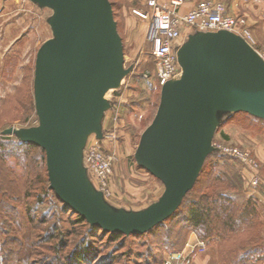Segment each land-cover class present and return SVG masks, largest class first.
<instances>
[{
	"label": "water",
	"instance_id": "water-1",
	"mask_svg": "<svg viewBox=\"0 0 264 264\" xmlns=\"http://www.w3.org/2000/svg\"><path fill=\"white\" fill-rule=\"evenodd\" d=\"M49 9L52 37L39 49L33 94L38 125L10 127L3 136L46 154L49 189L91 226L106 233L142 235L168 220L193 190L214 139L233 116L264 120V58L227 30L196 31L176 48L181 74L162 85L153 122L135 153L139 167L164 185L161 197L141 210L112 204L89 175L85 153L92 136L102 143L107 99L122 88L123 40L110 0H29Z\"/></svg>",
	"mask_w": 264,
	"mask_h": 264
},
{
	"label": "rangeland",
	"instance_id": "rangeland-1",
	"mask_svg": "<svg viewBox=\"0 0 264 264\" xmlns=\"http://www.w3.org/2000/svg\"><path fill=\"white\" fill-rule=\"evenodd\" d=\"M110 2L123 40L125 66L133 70L120 90L107 94L112 109L104 121L105 139L100 147L113 158L108 185L103 187L92 179L112 204L141 210L164 192V185L135 160L141 136L156 116L162 84L147 38L148 25L140 18L147 0ZM51 14L29 0H0V264H165L166 259L188 249V244L200 241L206 247L195 249L192 264H221L218 240H203L186 224L171 232L172 223L165 222L154 233L118 241L92 231L49 190L45 152L39 147H20L14 136L2 135L10 127L38 125L33 94L35 62L40 47L52 37L47 24ZM237 17L245 20L251 45L264 56V26L252 29L246 17ZM96 140L91 137V143ZM214 143L248 152L259 163L264 178L259 153L264 151V121L244 113L235 115L219 128ZM205 172L197 191L222 176L226 184H216V190L244 204L245 193L258 189L241 165L227 155L210 156ZM196 192L189 198H195Z\"/></svg>",
	"mask_w": 264,
	"mask_h": 264
},
{
	"label": "built area",
	"instance_id": "built-area-1",
	"mask_svg": "<svg viewBox=\"0 0 264 264\" xmlns=\"http://www.w3.org/2000/svg\"><path fill=\"white\" fill-rule=\"evenodd\" d=\"M185 3V0H168L166 3L147 0L145 9L140 12V18L148 25L147 38L153 46L152 56L157 65V78L162 85L181 74L175 50L182 45L188 35L196 31L227 30L242 36L249 44L253 41L252 36L244 29L245 20L229 14L223 3L203 1L188 12L183 10ZM214 146L219 149L218 154L227 155L241 165L254 188L264 187L259 163L248 152L215 143ZM85 158L91 179L95 177L103 187H106L112 174L113 158L103 153L98 140L94 144L91 143V139ZM94 184L99 189L95 182ZM187 247L189 248L184 252L166 259L165 264H192L195 249L204 250L206 243L200 241L193 246L188 244Z\"/></svg>",
	"mask_w": 264,
	"mask_h": 264
},
{
	"label": "trees",
	"instance_id": "trees-1",
	"mask_svg": "<svg viewBox=\"0 0 264 264\" xmlns=\"http://www.w3.org/2000/svg\"><path fill=\"white\" fill-rule=\"evenodd\" d=\"M15 141L20 147H37L20 142L16 138ZM205 173L204 165L193 190L184 198L177 212L165 221L167 223H172V227L169 228V231L173 232L172 230L177 226L186 224L187 228L196 232L201 239L206 241L212 238L218 240L220 243L218 255L221 264H259L262 261L263 255V249L260 246L261 236L259 232L261 222L257 215L254 202L250 199H246L244 204H239L232 197H227L221 193V191H217L216 184H220L221 186L226 184V180L222 176L214 177L211 185L208 186L204 184L202 189L197 191ZM204 190L206 191L204 192ZM195 192L197 193L196 197L189 198ZM63 205L67 207L64 203ZM75 214L78 217L77 220L79 223L89 225L92 231L99 230L103 235H108L113 241L128 237H141L148 233H154V231L164 227L163 224L165 223L163 222L148 233L126 236L120 233H106L101 228L88 224L87 221L77 213ZM171 232L167 233L168 239L172 237ZM88 254L89 253H86L85 256ZM79 258L82 259L83 256Z\"/></svg>",
	"mask_w": 264,
	"mask_h": 264
},
{
	"label": "crops",
	"instance_id": "crops-1",
	"mask_svg": "<svg viewBox=\"0 0 264 264\" xmlns=\"http://www.w3.org/2000/svg\"><path fill=\"white\" fill-rule=\"evenodd\" d=\"M166 3L168 0H159ZM203 0H185L184 11L188 12L193 9L198 3ZM225 4L229 14L234 16H244L248 19L249 25L256 26L262 24L264 26V0H217ZM253 29V27H252ZM260 157L264 166V151L260 150ZM245 199H250L254 202L257 215L263 223L259 227L261 233V248L263 249L262 261L259 264H264V187L256 190H251L245 193Z\"/></svg>",
	"mask_w": 264,
	"mask_h": 264
}]
</instances>
